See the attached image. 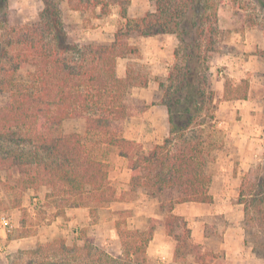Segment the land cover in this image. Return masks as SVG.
<instances>
[{
  "label": "trees",
  "instance_id": "obj_1",
  "mask_svg": "<svg viewBox=\"0 0 264 264\" xmlns=\"http://www.w3.org/2000/svg\"><path fill=\"white\" fill-rule=\"evenodd\" d=\"M41 1L38 22L10 26L8 0H0V94L7 95L0 105V172L15 176L10 188L20 193L46 188V199L63 203L57 214L83 207L93 215L99 207L120 201L109 183L107 164L86 149L79 133L62 130L65 120L82 118L86 134L103 137L102 144L115 147L127 160L131 191L142 189L150 196L176 191V203L212 204L199 128L214 118L208 73L216 51L218 0H155L152 12L135 18L127 15L130 0H76L72 10H98V18L118 7L121 22L113 40L86 45L69 39L59 8L62 0ZM250 2L264 22V0ZM165 34L177 40L166 78L141 74L135 63L140 59V40ZM118 59L128 60L123 78L116 74ZM20 70L25 71V81L16 80ZM149 81L161 92L168 135L143 151L121 133L127 119L147 109L131 104L129 90L146 87ZM247 92L245 79L237 86L226 80L223 98L245 99ZM237 204L243 206L244 218L253 212L264 224V152L256 170L244 175ZM179 222L180 216L169 214L166 232L172 233ZM115 225L120 256L94 247L81 231L82 247L75 242L66 245L58 237L27 251L32 257L27 264H148L146 248L152 234ZM72 251L81 254L68 259Z\"/></svg>",
  "mask_w": 264,
  "mask_h": 264
},
{
  "label": "rangeland",
  "instance_id": "obj_2",
  "mask_svg": "<svg viewBox=\"0 0 264 264\" xmlns=\"http://www.w3.org/2000/svg\"><path fill=\"white\" fill-rule=\"evenodd\" d=\"M154 2L155 0H130V4L127 8L128 17H142L146 13L152 12L154 10ZM74 5H76V0H62L59 4L64 29L71 41L79 45H86L107 44L113 40L116 27L121 22L118 16V7H111L108 16L98 18L96 15L98 10L95 12L90 9L82 12L74 11L72 10ZM43 8L44 3L41 0H8V24L13 26L36 23L39 21V13ZM217 28L218 32L215 35L216 51L210 60L208 73V87L214 94L213 104L215 105V109L219 100L218 97L220 95L224 97V92L221 94L220 86L222 85L224 87L226 80L230 81L234 86L239 84V82L236 83L234 80L235 77L238 78V73L232 79L227 77L229 57L231 56L235 59L232 60L231 63L237 66L239 61H246L250 54H255L259 58L264 59V56L261 54L264 50L257 46L251 50H245L246 52H244V49L240 50L241 46L239 41L240 39L242 41L246 32L252 31L257 33V37L260 35L264 41V22L261 19L259 11L250 0H218ZM253 39L254 36L251 34V40ZM131 42L134 41L132 40ZM141 48L140 46V49ZM252 60L254 61L255 59L252 58ZM135 63L138 64L136 69H139L141 74H145L150 78L154 77L150 64L144 60L142 54H140V59L136 60ZM127 64L128 60H123V62L117 64V68H126ZM241 75H243V79L248 82V86L250 82L253 83L255 80H259L264 84V73L243 72ZM16 80L25 81V71L20 70L17 72ZM146 92L149 95L153 94L148 88L131 89L129 91V101L131 104L138 105L139 107H147V109L150 110L154 102L146 103V101L143 102L141 99ZM6 100L7 95L1 94L0 105ZM213 117L211 122L205 120L203 125L199 128L200 136L207 154V160L209 161H212L214 156L222 154V147L224 144L231 146V152H234L232 148L236 147L232 145V139L229 140V138L226 137L224 130L216 127L214 114ZM154 119L157 122L153 128L158 130L160 129L158 117H154L153 113H149V116H144V114H142L130 118L125 124L124 131L131 132L135 127L148 126V123H152ZM62 130L64 133H79L83 137V143L86 149L97 160H105L107 162L108 175L110 174L112 177H115L111 166H120L116 163L118 159L117 149L111 146H104V144L101 143L103 137L99 135L86 134L84 119L75 118L65 120L62 123ZM159 134L160 133H158V135ZM139 144L143 147V151H147L153 146V143L149 142H139ZM232 154V166L228 168H230V173L233 175V178H236L239 161L236 153ZM224 168L226 169L227 167L224 166ZM256 168L257 166L255 168H250L243 174L241 172V176L237 181L236 179L232 180L230 182V187L226 191H223L225 186H222V182L213 181L211 184V191L219 195V197H216V203H219L221 206L226 204V206L236 209L234 205L237 204V191L241 181L245 174L250 171H255ZM209 170L210 173L214 172L212 166ZM120 173L121 175L118 179L109 180L110 185L114 189L126 185L124 179H128V175L124 171L119 172V174ZM14 181L15 176H13V178H7L4 172H0V190L2 192L5 190L11 191L8 194V196H11L10 198L20 194L18 189L12 190V188H10ZM10 198H8V202L5 198L0 200V210H5L4 205L9 203ZM118 198L121 199L120 202L128 204V206L115 212L116 220L114 222V228L116 230L115 224L117 222L119 223L120 229H139L152 234L149 248L157 252H155V256L151 258L147 256L148 264H264V224L253 212L248 214L247 218H244L243 212L238 213V211L234 210L230 213V219L228 220L224 218V216H216L214 218L207 216L206 211L213 209L216 203L208 207L203 205L193 206V209H186V206L181 205V222L176 225L172 233H167L164 221L167 216L171 214L172 208L179 204L176 203L178 198L176 191L167 192L163 195L150 196L146 195L142 189L131 191L129 187L128 190L122 192ZM62 204L63 203H60L59 199H50L46 205L47 208H51L58 207L59 205L61 206ZM109 204L110 203H107L102 207H107ZM203 215H205V217H203ZM92 217V222L96 221L97 214H93ZM249 217L252 218V220H249ZM228 227H231V229L228 230ZM81 231H85V234H87V228H82ZM80 235L79 233L76 236L66 235L67 237L65 238L68 245H71ZM17 236H19L18 232H12L9 238H16ZM87 237L92 240V245L94 247L104 251L108 255L112 257L121 255L119 236L117 246L110 247V244L109 252H106L104 248L96 246L94 243L96 239L100 241V236L88 235ZM222 244H226V249H221L220 246ZM76 245L77 247H82L83 242H79V244ZM118 247L120 251L119 254L116 253ZM28 250L31 249L20 250L7 255L6 259L0 264H27L29 260L32 259L27 252ZM80 254L81 253L77 251L69 252L70 257L68 259L79 257Z\"/></svg>",
  "mask_w": 264,
  "mask_h": 264
},
{
  "label": "crops",
  "instance_id": "obj_3",
  "mask_svg": "<svg viewBox=\"0 0 264 264\" xmlns=\"http://www.w3.org/2000/svg\"><path fill=\"white\" fill-rule=\"evenodd\" d=\"M251 34L254 36L253 40H251ZM243 37L244 38L242 41L241 39L239 41L241 46L240 50L244 49V52H246L247 50H251L256 46L264 50V41L260 35L257 37V33L252 31L246 32ZM139 44L142 47L140 49L139 46V53L142 54V56H144V60L150 64L152 75L154 77H158L161 80L165 79L168 69L174 59L173 51L176 44L175 36L167 34L151 36L142 38ZM252 58L255 60L253 61ZM123 60L127 59H118L117 64L123 62ZM232 60L235 59L230 56L227 77L232 79L238 73V78L235 77L234 79L236 83L244 78V76L241 75L243 72H259L260 74L264 73V59L259 58L255 54H250L248 59L244 62L239 61L238 66L231 63ZM125 72V67L123 69H119L116 65V74L118 77L123 78L125 76ZM135 88H148L153 92L151 95L146 92L144 93L145 95L141 97L143 102H154V104L151 106L150 110L146 109L140 115L144 114V116H149V113H153L154 117H158L160 129L155 130L153 128L157 122L154 119L152 123H148V126H141L138 128L135 127L131 132H125V124L130 119L129 118L124 124V129L121 133L122 138L135 141L137 143L149 142L153 143V145L160 144L162 140L168 135V117L165 106L160 103L161 92L158 88V84L154 81H149L146 87ZM220 88L221 94H223L224 87L221 85ZM263 90L264 84L259 80H255L253 83H249L248 92L245 99H224L222 95L218 97L219 100L214 111L216 127L222 128L226 134V137H228L229 140L232 139V145L236 147L232 148V151L234 152H231V146L224 144L222 147V154L214 156L212 161L207 160L205 170L211 178V184L213 181L222 182V186H225L223 191L228 190L232 180L236 179L237 181V179L241 176V172L243 174L244 172L248 171V169L255 168L262 159L264 152ZM137 116H133L131 118ZM158 133L160 134L158 135ZM104 146L107 145L104 144ZM149 149H151V147ZM232 153H236L237 159L239 161L236 178H233V175L230 173V168H228L232 166ZM102 162L107 163L105 160H102ZM116 163L120 166H111L115 177H112L109 174V180H115V178L118 179L121 175L119 172L124 171L128 175V179H124L126 185L115 189L116 196L118 197L122 192L127 191L130 187L129 177L131 171L128 168V163L125 158L118 156ZM211 166L214 169L213 173H210L209 170L211 169ZM224 166L227 168L225 169ZM211 184L209 192L213 196L212 204L182 203L172 208L170 213L181 216V205L186 206V209H193V206L197 205H203L206 207L214 205L216 203V197H219V195L211 191ZM10 192L11 191L7 190L4 192L1 191V199L5 198V200L8 202V198L11 197L8 196ZM46 193L47 189L44 187L37 191L28 190L26 192L20 193L16 197L10 198L9 203L4 205L5 210H0L8 212L11 215L13 221V232L19 233V236L16 238H7L6 247L8 250V255L24 249L34 250L38 244L49 243L58 237L63 238L66 245H68L65 238L67 237L66 235L76 236L78 233H81L82 228H87L86 236H100V241L99 239H96L94 243L96 246L104 248L106 252H109L110 247L117 246L118 236L114 228V222L116 220L115 212L126 208L128 204L120 201H114L111 202L107 207L98 208L96 211V221L92 222L93 217L90 214V210L88 208H64L62 214H57V207L47 208L46 204L49 200L45 198ZM215 205L216 206L213 209L206 211L207 216L213 218L216 216H224V218L229 220L230 213L232 211L235 210L238 211V213L243 212V206L240 204L234 205L236 209L226 206V204L221 206L219 203H216ZM203 217H205V215H203ZM227 229L230 230L231 227H228ZM79 238L80 237L78 236L77 239L72 242V244L74 242L76 244L83 242ZM149 243L150 244H148V247L146 248V256L151 258L152 256H155L154 254L157 251L150 249L149 246L151 245V242ZM225 245L226 244H222L220 246L221 249H226ZM116 253H120L119 247L118 250L116 249Z\"/></svg>",
  "mask_w": 264,
  "mask_h": 264
},
{
  "label": "built area",
  "instance_id": "obj_4",
  "mask_svg": "<svg viewBox=\"0 0 264 264\" xmlns=\"http://www.w3.org/2000/svg\"><path fill=\"white\" fill-rule=\"evenodd\" d=\"M12 232L13 221L11 215L8 212L0 211V263L4 261L8 255L6 240L12 234Z\"/></svg>",
  "mask_w": 264,
  "mask_h": 264
}]
</instances>
